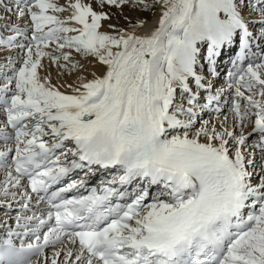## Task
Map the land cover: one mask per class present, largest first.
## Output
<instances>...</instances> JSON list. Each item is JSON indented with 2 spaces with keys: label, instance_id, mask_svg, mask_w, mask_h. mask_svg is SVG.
<instances>
[{
  "label": "snow or ice",
  "instance_id": "obj_1",
  "mask_svg": "<svg viewBox=\"0 0 264 264\" xmlns=\"http://www.w3.org/2000/svg\"><path fill=\"white\" fill-rule=\"evenodd\" d=\"M0 11V264H264V0Z\"/></svg>",
  "mask_w": 264,
  "mask_h": 264
},
{
  "label": "bare ground",
  "instance_id": "obj_2",
  "mask_svg": "<svg viewBox=\"0 0 264 264\" xmlns=\"http://www.w3.org/2000/svg\"><path fill=\"white\" fill-rule=\"evenodd\" d=\"M159 14V10L157 9L156 13L155 14H148V12L146 13H137V12H132L131 13V16L130 18H135L137 15H141V16H144V17H147V19L149 20V27L152 26V24L155 22V20L157 19V16ZM4 15L3 11H0V16ZM121 23H123V21H121ZM0 55H2V53H0ZM231 67L230 64L227 63V57H224L223 58V61L221 63V66H220V69L219 71L221 72V76L218 80H216L215 84H216V87H219L221 84L224 83V81L226 80V76H227V71L228 69ZM97 71H100L101 69L97 68L96 69ZM224 70V71H223ZM53 75L55 76V73H53ZM65 79H68V77H65ZM53 82L55 83L56 80L54 79ZM225 111H227V109H225ZM0 119H2V117H0ZM98 177V180L100 179L99 176ZM96 177V178H97ZM0 179H3V175L2 173H0ZM97 180V181H98ZM90 182H95V179L90 181ZM0 213H2V209H0ZM15 213L13 212V215Z\"/></svg>",
  "mask_w": 264,
  "mask_h": 264
},
{
  "label": "rangeland",
  "instance_id": "obj_3",
  "mask_svg": "<svg viewBox=\"0 0 264 264\" xmlns=\"http://www.w3.org/2000/svg\"><path fill=\"white\" fill-rule=\"evenodd\" d=\"M60 2L63 3L64 0H60ZM112 11H113V12H117L116 9H112ZM131 13H132V12L129 11V9H127V8L124 9V14H125V15H128V16L130 17V16H131ZM148 14H152V12H148ZM45 63H47V61H45ZM223 71H224V70H223Z\"/></svg>",
  "mask_w": 264,
  "mask_h": 264
}]
</instances>
